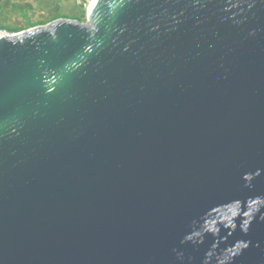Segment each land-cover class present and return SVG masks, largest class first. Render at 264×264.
<instances>
[{
	"label": "water",
	"instance_id": "obj_1",
	"mask_svg": "<svg viewBox=\"0 0 264 264\" xmlns=\"http://www.w3.org/2000/svg\"><path fill=\"white\" fill-rule=\"evenodd\" d=\"M0 264H264V0L0 38Z\"/></svg>",
	"mask_w": 264,
	"mask_h": 264
},
{
	"label": "rangeland",
	"instance_id": "obj_2",
	"mask_svg": "<svg viewBox=\"0 0 264 264\" xmlns=\"http://www.w3.org/2000/svg\"><path fill=\"white\" fill-rule=\"evenodd\" d=\"M87 10L75 0H0V36L15 37L59 20L87 24Z\"/></svg>",
	"mask_w": 264,
	"mask_h": 264
},
{
	"label": "built area",
	"instance_id": "obj_3",
	"mask_svg": "<svg viewBox=\"0 0 264 264\" xmlns=\"http://www.w3.org/2000/svg\"><path fill=\"white\" fill-rule=\"evenodd\" d=\"M77 2V4L80 6V7H85V9L88 8V5L89 3L92 1V0H75ZM88 11V10H87ZM0 38H3L2 36H0Z\"/></svg>",
	"mask_w": 264,
	"mask_h": 264
},
{
	"label": "bare ground",
	"instance_id": "obj_4",
	"mask_svg": "<svg viewBox=\"0 0 264 264\" xmlns=\"http://www.w3.org/2000/svg\"><path fill=\"white\" fill-rule=\"evenodd\" d=\"M98 0H92L89 5H88V15L91 13L93 7L95 6V4L97 3Z\"/></svg>",
	"mask_w": 264,
	"mask_h": 264
}]
</instances>
